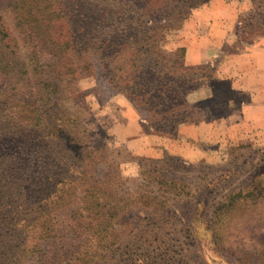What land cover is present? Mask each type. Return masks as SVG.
<instances>
[{
    "label": "trees",
    "instance_id": "16d2710c",
    "mask_svg": "<svg viewBox=\"0 0 264 264\" xmlns=\"http://www.w3.org/2000/svg\"><path fill=\"white\" fill-rule=\"evenodd\" d=\"M206 1L0 0V264H173L171 203L194 200L193 189L148 162L137 177H122L105 130L66 101L85 106L77 84L91 76L122 92L158 134L198 123L203 112L231 114L237 90L216 76L225 56L188 64L183 45L163 47ZM249 1L229 54L264 37V0ZM212 77L226 89L222 96L186 99L194 82ZM252 146L237 148L251 153ZM256 149L259 163L243 162L250 180L213 202L207 229L237 202L264 198V149ZM196 201L209 207L204 195ZM192 221L184 222L190 235Z\"/></svg>",
    "mask_w": 264,
    "mask_h": 264
},
{
    "label": "rangeland",
    "instance_id": "374dc122",
    "mask_svg": "<svg viewBox=\"0 0 264 264\" xmlns=\"http://www.w3.org/2000/svg\"><path fill=\"white\" fill-rule=\"evenodd\" d=\"M247 4L250 5L249 0ZM234 30L219 50L218 57H225L216 64V76L229 79L237 90L229 102L233 106L239 105L233 110L238 114L243 105L251 101L253 93L263 96L264 67L262 62H257L256 53L252 51L257 38L238 44L235 53H228L236 47ZM182 38L181 29L169 32L163 47L171 50L181 46ZM237 52L242 55L237 56ZM206 72L210 73V70ZM195 77L192 75L191 79ZM215 81L212 77L194 82L192 89L185 93L186 99L195 102L222 96L226 89ZM77 86L84 91L85 106L75 100L66 102L87 125L97 123L105 130L109 158L120 162L122 177H137L140 163L145 165L148 162L151 167L160 168L165 175L187 181L193 189L194 200L171 203L173 264H264V198L255 203L237 202L222 216L224 219L220 226L211 230L206 228V221L213 212V202L250 180L251 167L243 163L247 157L259 163L261 155L256 148L264 149V133H258L260 129L254 122L241 117L232 127L223 117H206L212 113L207 111L201 113L204 117L200 122L182 124L175 131L162 135L149 130L141 122L140 114L122 92L110 93L102 89L91 76L82 77ZM249 144L253 145L251 153L247 148H237L238 145ZM116 152L127 154V157L115 156ZM235 155L239 157L233 159ZM229 168H234V172L227 171ZM216 176L221 177L216 179ZM201 195L210 200L209 207L204 210L196 201ZM188 219L193 220L191 235L184 228ZM180 229L184 230L179 233Z\"/></svg>",
    "mask_w": 264,
    "mask_h": 264
},
{
    "label": "crops",
    "instance_id": "0c3cea01",
    "mask_svg": "<svg viewBox=\"0 0 264 264\" xmlns=\"http://www.w3.org/2000/svg\"><path fill=\"white\" fill-rule=\"evenodd\" d=\"M247 3L248 0H208L195 8L181 28L186 63L208 62L217 58L225 39L235 28L239 12L249 7ZM257 39L252 51L256 53L257 62H262L264 67V37ZM236 55L242 54L237 52ZM241 117L254 122L260 129L258 133H264V94L253 93L251 101L243 105L238 114L232 112L223 118L234 127Z\"/></svg>",
    "mask_w": 264,
    "mask_h": 264
}]
</instances>
